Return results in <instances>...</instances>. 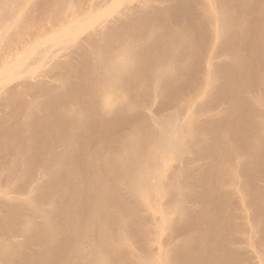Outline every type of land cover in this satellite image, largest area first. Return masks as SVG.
Listing matches in <instances>:
<instances>
[{"label": "bare ground", "instance_id": "bare-ground-1", "mask_svg": "<svg viewBox=\"0 0 264 264\" xmlns=\"http://www.w3.org/2000/svg\"><path fill=\"white\" fill-rule=\"evenodd\" d=\"M110 1L0 0V264H264V0Z\"/></svg>", "mask_w": 264, "mask_h": 264}, {"label": "rangeland", "instance_id": "rangeland-1", "mask_svg": "<svg viewBox=\"0 0 264 264\" xmlns=\"http://www.w3.org/2000/svg\"><path fill=\"white\" fill-rule=\"evenodd\" d=\"M34 1V0H33ZM94 1V4L95 5H101L102 4V0H93ZM124 1L125 0H112V1H110L108 4H106V5H104V6H102L101 8H99L98 10H96L93 14H92V16L91 17H93L94 18V20H99V19H101V18H103L104 17V15H105V13H107L108 11H110L111 12V14L110 15H114L115 14V12H114V10L115 9H117V8H122V6H123V4H124ZM109 15V16H110ZM96 21V22H97ZM96 22L95 23H90V24H88L87 22H85V23H82L81 25H77V26H75V27H72V28H70V29H68L67 31L66 30H62L60 33H57V34H54L52 37L54 38V37H56V36H58V35H64L65 33H72V32H75V31H77V30H82L83 32H81V35L85 32V30H88V29H90V27L91 26H93V25H95L96 24ZM12 31H13V29L12 28H10V29H7V32H9L8 34H11L12 33ZM48 40H50V39H48V38H45V39H43V40H41L40 41V43L38 42V44H43L44 42H46V41H48ZM54 48H56V47H53V49ZM62 53H64V49H59L57 52H56V55H61ZM27 56H29L28 55V53H27V51L26 52H24L23 54H21V56H19V60H24L25 59V57L26 58H28ZM32 59V58H31ZM27 60H29V58L27 59ZM38 64V63H37ZM37 64H35L34 66H39V65H37ZM8 65V64H7ZM7 65H1L0 66V78H1V76H4V74L6 73L4 70L6 69V68H8L9 67V65L7 66ZM39 70H42L43 69V67H41V68H38ZM5 73H4V72ZM22 75V74H21ZM9 81H8V84H14V83H17L18 81H21L22 80V76H19V75H17V76H14V77H11L10 79H8Z\"/></svg>", "mask_w": 264, "mask_h": 264}]
</instances>
